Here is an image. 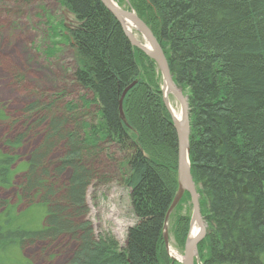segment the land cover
Returning a JSON list of instances; mask_svg holds the SVG:
<instances>
[{
    "label": "trees",
    "instance_id": "trees-1",
    "mask_svg": "<svg viewBox=\"0 0 264 264\" xmlns=\"http://www.w3.org/2000/svg\"><path fill=\"white\" fill-rule=\"evenodd\" d=\"M130 1L165 52L174 82L188 90L191 173L208 224L200 261L264 264V0ZM60 2L74 17L63 37L74 48L72 77L84 93L26 106V114L37 113L26 117L29 128L43 132L26 161L0 149V188L15 186L22 173L17 201L1 203L0 264H28L27 244L61 236L75 242L66 264H181L164 241L178 190V138L157 65L102 0ZM61 27L52 26L57 36ZM5 116L0 108V120ZM24 138L7 144L17 149ZM116 152L135 217L124 246L110 233L96 236L86 219L88 188L110 179L97 163ZM190 220L176 218L179 244Z\"/></svg>",
    "mask_w": 264,
    "mask_h": 264
},
{
    "label": "rangeland",
    "instance_id": "rangeland-1",
    "mask_svg": "<svg viewBox=\"0 0 264 264\" xmlns=\"http://www.w3.org/2000/svg\"><path fill=\"white\" fill-rule=\"evenodd\" d=\"M113 1L119 8L136 13L130 0ZM57 23L63 26L58 30L60 31L58 36L56 35L58 32L52 28ZM74 26L73 15L61 5L60 0H0V108L6 115L4 120H0V149L4 152L10 150L14 152L19 157L18 163L26 161L30 152L38 147L43 139V132L40 128H29L31 120H27L26 117L31 116L33 121L37 119V113L26 114V106L35 101H47L57 94H63L64 98L69 101H77L84 93L76 86L72 77L76 66L74 48L63 37ZM128 30L134 32L132 34L139 43L146 45L143 34L135 28H128ZM52 44L55 45L53 49ZM157 72L163 91L164 82L158 66ZM178 88L183 96L188 98V90ZM164 96L162 92L165 104ZM168 102L171 112L168 111L171 116H175L173 110L181 113V104L171 93H169ZM20 134L25 136L23 143L19 148L12 150L7 141ZM112 150L115 151L113 147ZM55 151L52 158L58 161L63 156V148L59 147ZM122 157L123 155L116 152V158L97 163L104 177L110 179L100 183L95 180L88 188L86 219L90 221L96 236L110 233L124 245L126 232L135 223V217L131 208L130 190L120 180L119 162ZM66 178L67 176L63 180ZM21 181L22 173L20 172L16 175L15 186L9 189L0 188V210L2 202L15 203L17 201L18 185ZM195 188L199 194L200 211L206 228V236L208 224L202 209L203 199L200 186L195 183ZM177 207L174 208L166 222L168 245L165 242V247L172 260L175 259L171 257L169 248L184 256L192 229L191 220L184 244H179L174 236V223L179 216L187 215L192 218L191 196H186L180 208ZM199 243L195 264H202L199 258ZM74 248L73 240L67 236H61L54 241H36L27 244L22 256L28 264H66Z\"/></svg>",
    "mask_w": 264,
    "mask_h": 264
},
{
    "label": "water",
    "instance_id": "water-1",
    "mask_svg": "<svg viewBox=\"0 0 264 264\" xmlns=\"http://www.w3.org/2000/svg\"><path fill=\"white\" fill-rule=\"evenodd\" d=\"M102 1L116 16L121 26L123 27L127 37L131 41L132 45L144 51L151 59L155 61L163 78V88L167 86L169 89L168 92L171 93L181 104V117L178 119L177 117L172 115L178 138V190L176 192L174 201L166 214L165 219L167 222L170 214L172 213L176 205L180 202L184 193L188 192L191 196L193 204V215L191 218V224H193L194 220H198L200 223L201 231L200 234L193 240H187L182 264H195V260L198 257L197 245L204 238L206 228L201 216L199 194L196 191L195 181L191 173V165L189 158L191 124L188 98L183 96L182 91L174 82L166 55L159 41L157 40L149 26L135 12L119 8L113 0ZM125 20H129L135 24V27L141 34H143L145 40H147V45H142L141 43H139L135 39L134 35L128 30V28H125ZM146 46H149L150 49H148ZM125 93L126 91L123 93L122 98L120 100L121 113H123L122 104ZM165 104L168 110L171 112L170 105L166 98ZM244 190L246 191V187L244 188ZM166 226L167 223L164 229V238L166 245H168V229Z\"/></svg>",
    "mask_w": 264,
    "mask_h": 264
},
{
    "label": "bare ground",
    "instance_id": "bare-ground-1",
    "mask_svg": "<svg viewBox=\"0 0 264 264\" xmlns=\"http://www.w3.org/2000/svg\"><path fill=\"white\" fill-rule=\"evenodd\" d=\"M135 27V24L134 23H132L131 21H129V20H125V28H129V29H131V28H134ZM135 29L138 31V29L135 27ZM130 32L132 33L133 31H131L130 30ZM134 33V32H133ZM147 40H146V45H147ZM136 47V46H135ZM148 49H150L149 48V46H146ZM138 48V47H137ZM141 50V49H140ZM168 87L166 86L165 88H163V93H164V95H165V98L168 100L169 99V92H168ZM169 103V102H168ZM174 111V115H175V117H177L178 119L181 117V113H179V112H177V111H175V110H173ZM173 111H172V113H173ZM177 178H178V173H177ZM176 195V194H175ZM175 198V197H174ZM173 201H174V199H173ZM173 201H172V203H173ZM172 203H171V205H172ZM171 205H170V207H171ZM170 207H169V209H170ZM176 207H177V205H176ZM175 207V208H176ZM168 209V210H169ZM168 212V211H167ZM167 214V213H166ZM133 225V224H132ZM131 225V226H132ZM165 225H166V219H165V223H164V227H165ZM130 226V227H131ZM192 229L190 230V233H189V240H193L194 238H196L199 234H200V231H201V227H200V223H199V221L198 220H194V222H193V224H192V227H191ZM127 233V232H126ZM120 242V241H119ZM127 244V242L125 241V244L124 245H126ZM123 245V246H124ZM169 253H170V255H171V257L173 258V259H175V260H177V261H180L181 262V264H182V259H183V257L184 256H181L178 252H176V251H174V250H172L171 248H169Z\"/></svg>",
    "mask_w": 264,
    "mask_h": 264
}]
</instances>
